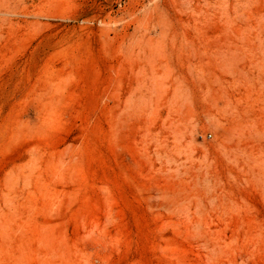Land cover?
Here are the masks:
<instances>
[{
	"label": "rangeland",
	"instance_id": "1",
	"mask_svg": "<svg viewBox=\"0 0 264 264\" xmlns=\"http://www.w3.org/2000/svg\"><path fill=\"white\" fill-rule=\"evenodd\" d=\"M0 264H264V0H0Z\"/></svg>",
	"mask_w": 264,
	"mask_h": 264
}]
</instances>
